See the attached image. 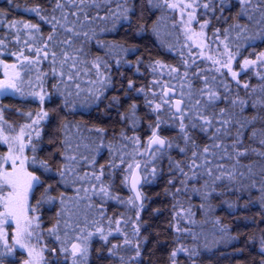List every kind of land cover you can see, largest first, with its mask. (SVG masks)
Listing matches in <instances>:
<instances>
[{
  "label": "snow or ice",
  "instance_id": "obj_1",
  "mask_svg": "<svg viewBox=\"0 0 264 264\" xmlns=\"http://www.w3.org/2000/svg\"><path fill=\"white\" fill-rule=\"evenodd\" d=\"M12 3L13 0H8L9 5ZM47 4L48 6L44 7L37 3L25 9L49 26L47 35L43 33L39 23L16 19L8 21L7 12L0 10V27L6 26L8 29L7 37L0 38V48H7L9 41H14L19 46L17 51L11 53L19 63L3 65L5 78L0 80V93L13 90L23 94L22 85L25 81L21 72L28 76L34 71L41 91H33L30 94L38 97L41 105L48 95L43 84L49 75L55 81L52 84L54 92L63 98L64 108L70 105L74 108L81 96L85 97V102L98 103L104 97V91L112 86L111 63L114 61L119 67L125 62L121 54L135 51L123 43L103 39V34L115 31L123 23L130 24L136 12L135 3L133 0H47ZM231 7H237L238 10L229 21L224 13L230 11ZM201 9L203 13L200 12ZM141 10H158L162 14L178 13L179 20L175 19V15L171 17L172 30L179 29L187 41H192V44L181 45L179 64L166 65L160 60H155L149 65L154 78L147 88H137L132 80L128 81L127 89L143 93L146 107L150 109V114L155 116L154 122L148 125L151 135L146 146L139 136H129L123 129L113 136V142L105 144L106 129L89 128V136L85 137L79 123L64 121L61 129H67L68 132L60 141L61 163L56 174L60 178L58 183L63 184L65 188H71L74 195L67 196L65 191H61L58 196H54L51 194L54 191L53 185L45 187L40 175L36 174L39 169L52 171L50 163L48 160L37 158L36 145L31 132L27 131L37 129L36 136L39 138L38 127L49 113L43 108L40 112L26 113L31 123H24L16 133L15 127L8 124L3 109H0V121L8 124V129L16 133L4 135L5 128L0 126V143L8 146L6 153H0V243L4 249L0 251V264L3 257L11 254L17 245L28 253V259H25L23 264H49L45 260V253L62 257L64 264H87L89 239L97 234L105 245L109 243L110 236H123L122 244L111 243L107 249L108 255L117 259L119 264H135L141 257L138 238L143 197L137 190L140 181L133 173L132 188L136 195L135 198L125 201L113 194L111 180H107V169L118 168L120 165L116 163L117 159L120 164H124V153L133 143L138 149L145 148V151L139 154L152 158L151 161L145 162V171L148 163L154 165L157 158L167 156L171 174L168 184L175 189L174 192L167 191L175 198L185 196L190 200L191 189L192 193L201 197L200 209L212 212L213 198L225 192L256 190L260 193L258 202L264 207V51L257 53L254 59L251 54L244 57L239 71L233 67L234 63L238 62L242 49L253 46V41H264V0H235V4L231 6L229 0H143ZM217 10L220 13L218 16ZM208 13L218 21L223 20L227 26L217 27L209 35L207 29L212 20L198 19L199 15L207 16ZM167 18L162 15L153 22L151 30L158 38L160 20ZM197 24L199 30L194 31L193 25ZM146 30V25L139 26L138 31ZM177 39L179 40V36ZM92 44L98 50L96 55H93L88 47ZM174 47L175 45H170L169 50ZM193 47L199 49L198 54L192 52ZM184 48L189 49L187 56L183 53ZM205 48L208 50L207 54ZM196 55L201 62H208L204 68L197 64ZM141 62V58H137L136 63ZM45 63L49 65L50 73L43 70L42 65ZM194 68L196 70L190 73ZM9 69L13 70L12 75L9 74ZM253 69L260 80L259 85L253 86L247 81L242 83L241 73ZM165 70L167 80L163 79ZM156 73H159L160 78H155ZM228 75L237 86L236 92H233L232 84L227 79ZM85 77L88 79L85 80ZM177 81L179 85L175 83ZM197 81L200 83L197 84ZM28 84L33 88L37 87L31 80H28ZM240 88L244 90L243 95H240ZM221 102L225 103L224 107L219 106ZM117 104L119 97H113L109 107ZM248 108L253 109L251 117L245 115ZM136 109L137 104L132 103L127 111L120 113V120L133 129L138 126ZM165 115L172 122L171 126L178 127V136L167 138L159 134L161 126L167 122ZM257 123L261 125L259 129L255 127ZM73 127L77 130V136L71 134ZM248 129H251V132L247 135L249 143L246 144ZM92 133L96 134L98 144L96 139H92ZM194 133L203 135L206 142L203 145L198 143ZM85 140L88 142L85 143ZM117 144L120 145L119 148L116 147ZM255 144L259 147L254 146ZM81 147L89 154L81 152ZM105 147L109 151L110 159L106 164L97 167L96 157L91 153L99 152ZM174 148L183 159H172L169 150ZM26 150H30L33 155H26ZM251 156L258 159L248 160ZM245 160L248 162L245 163ZM30 166L32 171L29 170ZM136 168H140L139 163ZM126 171H132L131 164ZM156 172L157 169L153 166L152 174L155 175ZM201 181L203 183H200ZM39 187L44 189L40 199L31 204L30 196L34 194V189ZM218 188L221 189L220 192H217ZM94 198H97L99 203H89L87 207L97 208L99 220H90L85 216L84 227H80L78 212L65 216L68 204L71 203L79 209L85 200L92 201ZM57 199L62 207L56 214L55 224L48 228L47 232L55 238L59 247L48 248L45 245L37 249L35 245L29 246L33 238L39 242L42 235L38 232L41 228V218L36 215L40 206L44 203H54ZM109 200L130 206V210H135V219L130 215L125 217L123 213L118 218L108 217L104 205ZM136 201L141 203L137 205ZM228 206L234 205L228 203ZM177 207L179 211H176ZM173 210L175 223L169 226L174 227L177 233H186L196 240L197 236L190 227L180 226L181 223L195 224L193 206L189 203L185 209L177 199ZM74 216L76 219H73ZM261 217L264 218V212ZM104 221H107V232ZM113 221L116 225L114 229ZM215 223L220 225L219 231L226 236L227 226L220 220ZM11 224H15V231L10 237L5 231V226ZM122 225H131V234L125 231ZM89 226H94L95 232L87 231ZM221 239L223 240V237ZM260 245V252L264 254V233L261 234ZM121 249L132 251L134 255H122ZM179 253L187 254L190 259L198 254L195 248L189 249L180 245L170 252V264H177ZM56 264L59 262L56 261ZM261 264H264V261Z\"/></svg>",
  "mask_w": 264,
  "mask_h": 264
},
{
  "label": "trees",
  "instance_id": "obj_2",
  "mask_svg": "<svg viewBox=\"0 0 264 264\" xmlns=\"http://www.w3.org/2000/svg\"><path fill=\"white\" fill-rule=\"evenodd\" d=\"M136 6L135 15L131 18V23H123L118 26L113 32L103 34V39L119 42L125 44L128 48H132L135 51L121 54L124 58V63L119 67L115 62L111 63L112 86L108 87L104 91V97L98 103L85 102V97L81 96L77 101L75 107L69 106L63 107V98L54 92L52 84L55 81L49 75L43 84L44 90L48 93L43 105H41L38 97H33L30 93L33 91L40 92L41 88L39 82L36 80V73L33 71L28 76H25L21 72V76L24 77V84L22 85L23 94L19 92L7 93L0 97V109H3V115L8 124L13 125L15 128L20 127L24 123H31V121L25 115L28 112H40L41 108L49 113L46 120L42 121L38 130L40 136L37 138V129H30L32 139L36 145L35 155L40 160H48L52 171H44L39 169L36 174L40 175L43 185L47 187L49 184L53 185L54 191L51 193L54 196H58L59 192L65 191L67 196L74 195L71 188H65L63 184L58 183L60 178L56 174V170L61 163V157L59 152L61 150L60 141L65 138L67 129L62 130L61 124L64 121L72 122V124L79 123L83 129V136H89L87 129L100 127L107 130V137L105 144L113 142L114 135H118L120 131L126 130L129 136H139L141 141L147 144L148 138L151 135V129H149V123L154 122L155 116L150 114V109L145 105V96L143 93H137L135 90L129 91L127 84L129 80H132L137 88L145 87L151 84L154 74L151 71L149 65L155 61L160 60L166 65H177L181 61V45L191 42H187L184 35L177 31L172 30L173 20L171 17L175 15V19L179 20L178 13H161L158 10H144L142 12L141 5L143 0H133ZM40 4L47 7V0H13L11 5L8 4V0H0V10L7 12L6 19L8 21L12 19L28 21L31 23H39L42 31L45 35L49 32V26L39 18L28 11L26 8ZM235 0H229V6L234 5ZM238 10L237 7H231L230 11H226L224 15L231 18ZM203 13V9L200 10ZM219 10L216 15L218 16ZM162 15L168 17L167 19L160 20L158 25L159 38L157 34L151 29L153 22L157 21ZM206 18L212 20L211 25L207 29L209 35L217 27H226L227 25L223 20H216L211 13L207 16L201 14L198 19L203 21ZM141 24L146 25V31H138ZM8 34L7 27H0V38H6ZM179 36V40L177 37ZM170 45H175L172 50H169ZM251 47H247L246 50L242 49V54L238 57V62L234 63L235 70H240V63L243 58L250 56L255 58V55L261 51H264V41L256 40L252 42ZM18 45L14 41H9L7 48H0V61L4 64L19 63L15 56L11 55L12 52L18 50ZM93 55L98 54V50L95 45L88 46ZM214 47V46H213ZM205 54L208 50L204 49ZM189 52L188 48L183 49V53L187 56ZM194 54H198L199 49L192 48ZM32 55L31 53H28ZM102 54V53H100ZM137 58H141V63L137 64ZM196 62L201 68H204L207 61L201 62L198 55L195 56ZM192 59V57H189ZM44 71L50 73V68L47 63L42 65ZM137 69H139L137 71ZM196 69H191L195 71ZM19 71V68H17ZM183 72V68L181 69ZM226 71V70H225ZM255 69L242 72L240 75L241 82H249L253 86H258L260 83L259 78L255 75ZM155 78H160L159 73L155 74ZM85 80L88 78L85 77ZM164 80L168 79L166 74L163 77ZM228 81L232 84L233 92L237 91V86L234 81H231L230 75L227 76ZM28 80H31L32 84L37 85L33 88L28 84ZM179 85V82H175ZM200 82L197 81V84ZM87 89V85L85 86ZM240 95L244 94L242 88L238 89ZM157 91H159L157 89ZM150 96L151 93H148ZM113 97H119V104L109 107V102ZM132 103L137 104V117L138 126L133 129L128 124L120 120V113H123L129 109ZM220 107H224L225 103L221 102ZM253 109L248 108L245 111V115L251 117ZM34 118V117H33ZM167 121L163 124L159 130V134L162 137H176L178 136V127L171 126L172 122L168 120L167 116H164ZM8 124H5L8 126ZM257 129L261 127L259 123L255 125ZM28 131V130H27ZM251 129L246 130L245 143H249L247 135L250 134ZM71 134L77 136V130L75 127L71 129ZM198 143L203 145L206 142V138L199 134H193ZM92 139H96L97 144L99 140L95 133L91 134ZM85 143L88 141L85 140ZM254 146L259 147L258 144ZM117 148L120 145H116ZM81 152L87 153L86 149L81 147ZM145 148H137L133 143L126 152L125 163L120 164L119 159L116 163L120 165L115 170L107 169L109 173L107 180H111L113 194L127 201L129 198H134L128 189V178L131 172L126 171L128 165H132V169L137 163L141 165V175L143 178V184L141 187L143 208L140 210L141 227H140V248L141 257L135 262V264H170V252L175 248L183 245L189 249L195 248L197 255L191 259L185 253H179L176 260L177 264H261L264 261V254L260 252V240L261 234L264 233V218L261 217V213L264 212V207H261L258 202L260 193L256 190H246L244 192H225L223 195L215 197L211 200L213 207L212 212L201 210L200 205L202 203L201 197L192 193L189 189V197L180 196L178 198L173 197L167 190L174 192L175 189L168 184V180L171 178V174L168 168L167 156L157 158L155 164L148 163L147 170L145 171V162L151 161V157L143 156L139 153H143ZM7 147L0 143V153H6ZM26 155L31 157L33 153L30 150H26ZM173 160H181L183 157L174 148L169 150ZM95 155L97 161V167L100 164H106L110 159L109 151L107 147L102 148L99 152L91 153ZM258 158L251 156L248 160L255 161ZM248 160L244 162L247 163ZM153 166L156 167L157 172L152 174ZM29 170L33 168L30 166ZM147 177V179H145ZM106 180V182H107ZM200 183H203L201 181ZM198 186V185H197ZM43 187L34 189V194L30 196V203L35 204L36 200L40 199ZM221 189H217L220 192ZM177 199L184 205L186 209L189 203L193 206L195 211V224L189 225L187 223H181L182 228L190 227L196 234L197 239L193 240L192 237L186 233H177L174 227H170V224H174L173 205L177 203ZM251 201V202H250ZM227 202V203H226ZM89 203L98 204L99 200L94 198L92 201L85 200L77 209L73 204H68V210L65 216L67 217L72 212H78L80 219V227H84L85 216L90 220H99L97 208L89 209L87 205ZM228 203H232L234 206L229 207ZM246 205V206H245ZM61 204L57 199L54 203H44L40 206L37 216L41 218V228L38 232L42 235L39 239V243L42 247L47 245L48 248L59 247L57 241L53 236H50L47 229L52 227L56 222V214L61 209ZM105 214L108 217H120L121 213L125 217L131 216L135 219V210H130V206L126 204H120L117 201L109 200L104 205ZM176 211H179L177 207ZM73 219H76L74 216ZM216 220H220L223 225L227 226V235L219 231L220 225L215 223ZM113 221L112 228H115ZM105 231H108L107 221H104ZM123 229L131 234V225H122ZM63 229V222L61 223ZM87 231L95 232L94 226H89ZM87 232H85V235ZM11 237V235L9 234ZM179 237V239H177ZM223 237V240L221 239ZM229 237H236V239H229ZM11 243V239H10ZM111 243H123V236L114 234L109 237V243H105L100 240L99 235H94L89 239V256L87 264H119V261L115 258L109 257L107 249L111 246ZM136 243V239L133 240ZM3 245L0 243V251H3ZM25 250L20 247H16L11 254L5 255L2 259V264H23V261L27 259ZM122 255H134V252L121 249ZM45 259L49 264H64L62 257H53L51 253H45Z\"/></svg>",
  "mask_w": 264,
  "mask_h": 264
},
{
  "label": "rangeland",
  "instance_id": "obj_3",
  "mask_svg": "<svg viewBox=\"0 0 264 264\" xmlns=\"http://www.w3.org/2000/svg\"><path fill=\"white\" fill-rule=\"evenodd\" d=\"M193 29H194V31H198L199 30V25L198 24L197 25H193ZM187 42H191L192 43V41H187ZM197 42H199V39H197ZM4 72H5L4 66H3L2 63H0V80H3L5 78L4 77ZM8 72H9L10 75L13 74V70L12 69H9ZM10 91L11 90H8V91H6L4 93H0V97L3 96V95H5V94H7V93H10ZM0 126H3L5 128L4 135L16 134L19 131V127H18V128H15L16 129V133L11 132L8 129V126L5 125L3 121H0ZM29 130L30 129H28V131ZM4 145L8 148V146L6 144H4ZM5 231H7L11 235L15 231V224H11V225L5 226ZM32 245H35L37 247V249L42 248V246L40 245V243L37 242L36 238H33L32 241L29 242V246H32ZM16 247H19V246L17 245ZM24 252L26 253V256H27V259H28V253H27V251L25 250Z\"/></svg>",
  "mask_w": 264,
  "mask_h": 264
},
{
  "label": "water",
  "instance_id": "obj_4",
  "mask_svg": "<svg viewBox=\"0 0 264 264\" xmlns=\"http://www.w3.org/2000/svg\"><path fill=\"white\" fill-rule=\"evenodd\" d=\"M141 165H140V168L137 169L136 166H134V168L132 169L130 175H129V178H128V189L130 191V193L132 194V196L135 198V195H136V191L133 190L132 188V183H133V173H135V178L136 179H139V183L137 184V190L140 191L141 190V187H142V184H143V178H142V175H141ZM137 205H139L141 203V201H136Z\"/></svg>",
  "mask_w": 264,
  "mask_h": 264
}]
</instances>
